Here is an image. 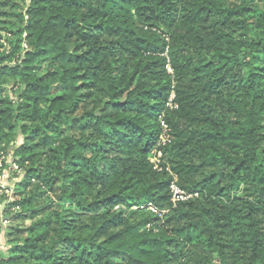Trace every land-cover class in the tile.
<instances>
[{
    "label": "trees",
    "instance_id": "1",
    "mask_svg": "<svg viewBox=\"0 0 264 264\" xmlns=\"http://www.w3.org/2000/svg\"><path fill=\"white\" fill-rule=\"evenodd\" d=\"M0 30V264H264V0H0Z\"/></svg>",
    "mask_w": 264,
    "mask_h": 264
},
{
    "label": "built area",
    "instance_id": "2",
    "mask_svg": "<svg viewBox=\"0 0 264 264\" xmlns=\"http://www.w3.org/2000/svg\"><path fill=\"white\" fill-rule=\"evenodd\" d=\"M2 37H8V35L6 32L0 30V52L6 46V41L1 40ZM172 100H173V94H171V96L169 97L166 107L170 109L176 108V106L172 104ZM160 128H161L162 133L159 138V142L165 143L169 140L170 136H169L168 128L166 124L164 123V121L162 120V117L160 118ZM160 157H161L160 152H157V151L152 152L151 163L154 165V169H157ZM21 175H22V169L13 159L12 151L9 150L6 154H0V198L3 197L2 204L4 203V207L7 206L8 204L13 203L15 200L14 187L9 184V180L11 179L18 180L21 177ZM170 193H171V202L173 206H175V204H177L178 202L185 201L193 196H196V194H187L181 191L177 187L175 181H173L170 184ZM2 204H0V209L2 208ZM148 209L152 211V213L162 216L161 215L162 212H159L152 205H148ZM17 210H18V207L10 208V211L12 213ZM0 221L3 224L7 223L5 218L2 217V210H0Z\"/></svg>",
    "mask_w": 264,
    "mask_h": 264
},
{
    "label": "rangeland",
    "instance_id": "3",
    "mask_svg": "<svg viewBox=\"0 0 264 264\" xmlns=\"http://www.w3.org/2000/svg\"><path fill=\"white\" fill-rule=\"evenodd\" d=\"M17 1L19 2V0H17ZM7 39H8V37H2V38H1V40L6 41V46L4 47L3 50H6L7 47H8ZM3 50H2V51H3ZM21 139H22L21 136H19V137H18V142H19V143H20V140H21ZM14 183H15V182H13V184L10 183V185L13 186V187L15 188V184H14ZM28 223H29L28 221H25V222L23 223V225L26 226V225H28ZM5 225H6V224H5ZM5 225H4V226H5ZM4 226H3V227H4ZM6 249H7V247L5 246L4 230L1 229V232H0V251L5 252Z\"/></svg>",
    "mask_w": 264,
    "mask_h": 264
},
{
    "label": "crops",
    "instance_id": "4",
    "mask_svg": "<svg viewBox=\"0 0 264 264\" xmlns=\"http://www.w3.org/2000/svg\"><path fill=\"white\" fill-rule=\"evenodd\" d=\"M18 143H19V142H17V145H18ZM19 180H20V179H19ZM19 180L11 179V180H9V184H10V183L13 184V182H15L14 184L16 185V183H18ZM2 210H3V209H2ZM7 223H9V222L7 221ZM7 223H6V225H8ZM4 225H5V224H4Z\"/></svg>",
    "mask_w": 264,
    "mask_h": 264
},
{
    "label": "water",
    "instance_id": "5",
    "mask_svg": "<svg viewBox=\"0 0 264 264\" xmlns=\"http://www.w3.org/2000/svg\"><path fill=\"white\" fill-rule=\"evenodd\" d=\"M4 207V203L2 204V208ZM2 208L0 210H2ZM6 221H10V217H5Z\"/></svg>",
    "mask_w": 264,
    "mask_h": 264
}]
</instances>
